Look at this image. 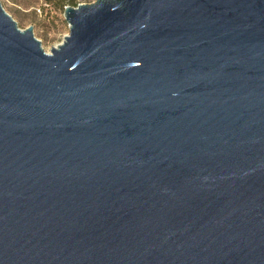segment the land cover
<instances>
[{"label":"water","instance_id":"95a60500","mask_svg":"<svg viewBox=\"0 0 264 264\" xmlns=\"http://www.w3.org/2000/svg\"><path fill=\"white\" fill-rule=\"evenodd\" d=\"M63 15L0 3V264H264V0Z\"/></svg>","mask_w":264,"mask_h":264},{"label":"rangeland","instance_id":"374dc122","mask_svg":"<svg viewBox=\"0 0 264 264\" xmlns=\"http://www.w3.org/2000/svg\"><path fill=\"white\" fill-rule=\"evenodd\" d=\"M94 0H0L3 9L20 29L32 27L44 51L49 52L69 31L64 19L65 6H76Z\"/></svg>","mask_w":264,"mask_h":264}]
</instances>
